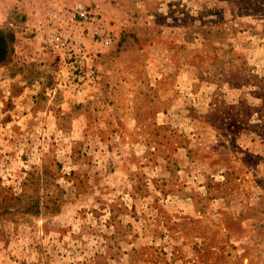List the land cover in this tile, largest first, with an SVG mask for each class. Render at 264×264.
<instances>
[{"label":"rangeland","instance_id":"rangeland-1","mask_svg":"<svg viewBox=\"0 0 264 264\" xmlns=\"http://www.w3.org/2000/svg\"><path fill=\"white\" fill-rule=\"evenodd\" d=\"M0 29V264H264V0H0Z\"/></svg>","mask_w":264,"mask_h":264},{"label":"trees","instance_id":"trees-1","mask_svg":"<svg viewBox=\"0 0 264 264\" xmlns=\"http://www.w3.org/2000/svg\"><path fill=\"white\" fill-rule=\"evenodd\" d=\"M16 41V36L12 31H7V30H3L0 29V64H7L10 62L11 60V56L13 54L14 51V43ZM35 179L34 178H29L26 179V181L24 182V184L26 185L27 183L29 184H34ZM27 193H23L22 196H26ZM14 199V198H12ZM18 200H21L20 197H17ZM31 201L30 204H26V210L27 212H35L36 214H39L40 212H42V199L41 197H38L35 201V198H33V196H27V199H25V201ZM8 207V205H5V207ZM0 207H2V205L0 204Z\"/></svg>","mask_w":264,"mask_h":264},{"label":"built area","instance_id":"built-area-1","mask_svg":"<svg viewBox=\"0 0 264 264\" xmlns=\"http://www.w3.org/2000/svg\"><path fill=\"white\" fill-rule=\"evenodd\" d=\"M79 12V14L82 16V17H84V18H87L89 15H88V12L85 10V11H78Z\"/></svg>","mask_w":264,"mask_h":264}]
</instances>
